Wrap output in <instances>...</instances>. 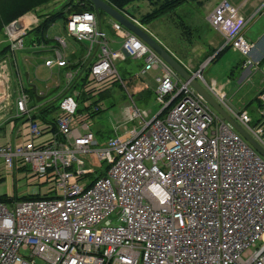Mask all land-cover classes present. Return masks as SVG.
Masks as SVG:
<instances>
[{
	"label": "built area",
	"instance_id": "obj_1",
	"mask_svg": "<svg viewBox=\"0 0 264 264\" xmlns=\"http://www.w3.org/2000/svg\"><path fill=\"white\" fill-rule=\"evenodd\" d=\"M26 14L35 21L24 27ZM26 14L20 27L15 20L4 27L10 52L0 59V123L8 120L6 135L15 132L0 141V171L15 172L26 180L24 192L40 198L0 202V264H264V157L153 48L111 18L120 43L113 48L89 11L68 12L64 25L92 60L86 80L72 91L79 68L66 71L54 120H41L17 64V53L27 49L24 35L41 20ZM236 14L222 0L207 20L223 35L220 49L229 46L244 65L257 67L250 59L253 43L242 34L245 23L227 30ZM55 40L33 42L28 50H51L43 64L66 66L65 37ZM127 58L142 60L140 78L160 71L153 91L161 108L149 117L132 101L124 122L99 143L89 114L104 109L100 92L123 84L118 64ZM202 68L195 78L264 148V122L251 125L248 111L231 107L215 82L203 79ZM257 98L264 116V85ZM136 117L140 129L128 128L125 123ZM91 153L108 163L93 182L87 178L96 173L86 162Z\"/></svg>",
	"mask_w": 264,
	"mask_h": 264
},
{
	"label": "rangeland",
	"instance_id": "obj_2",
	"mask_svg": "<svg viewBox=\"0 0 264 264\" xmlns=\"http://www.w3.org/2000/svg\"><path fill=\"white\" fill-rule=\"evenodd\" d=\"M66 1L67 0H52L49 3L37 6L39 8L35 7L37 8V10L32 11V9L30 11L35 13L37 16L45 12H55L59 10ZM141 1L142 0L133 2L135 4H140V10H138L137 7H134L133 4H129V14H131L134 19L140 22L146 28L147 32L150 35L152 34L166 50H168L173 56L178 58V60H180L184 65H186V63H184L186 59L182 57L183 55H188L186 56V58H191L192 60L196 61L197 57H195V54L192 53L190 49L193 48L192 43H196L197 41H199L198 45H200L201 47L208 40V34L211 31L210 24H208L207 22L208 12L205 15V11L208 8L201 6L199 3H196L198 1L189 0L172 12H169L149 23H145L142 21L143 16L149 13L153 9V7L157 6L158 3H160L162 0H148V2ZM204 1L205 0H201L199 2H202L201 4L203 5ZM87 8L89 10H93L90 6H88ZM194 8H196V11L193 10ZM192 13L193 15H196V18L193 19L191 17ZM99 15L102 28L108 32V35L115 36V31L109 25V21L111 20L110 16L103 11H100ZM65 18V13L64 16L57 18L48 27L46 36H48V39L51 43H54L56 41L55 37H65L66 43L68 45L65 51L66 57L70 59L72 55V57L75 59L85 60L86 50L84 49L82 42L76 41L66 34V31L64 29ZM195 20H197V22ZM2 41L3 39H0V44L2 43ZM24 45L27 44L24 42ZM26 47L29 48L30 45ZM28 48L25 49V51L17 53L19 60H23L26 59V57H29L32 66L38 60L40 62L36 68L34 67L28 70V76L34 81V85H37V88L39 87L38 90L40 91H45L47 87L53 86L55 82L59 83L58 88L50 90L49 95L43 96L42 99L46 100L56 97V95L64 88L65 72L69 70V67H61L59 70L56 67H53V69L50 70L48 67L44 66L43 58L38 54H30ZM206 50L207 52L202 57H200L201 63L198 64L199 68H201V64L205 60H207V62L204 63V66H202L203 68L201 74L203 76V79L205 78L206 81H208L210 76H213L217 80V83L223 82L224 90H226L228 94V98L226 97V99L228 100V104L233 108H237L243 105L245 102L251 101L247 106V111L252 118L251 125H253L254 121L257 119H261V121L264 122V116L261 115L260 109H258L257 100L255 99L257 96L255 89V86L257 84L255 83L259 82L260 76H255L253 79L247 81L251 71L253 70L252 69L248 73L242 72L237 79L239 71L237 67H240L239 64L241 63V61L237 64L234 63V65H236L232 68V70L235 69L237 72H232L230 71L231 67L227 69L226 66H222L225 61V56L219 57L214 62H211V59L215 54L213 53L212 55L207 56L208 54H210V51L207 47ZM226 53L227 55L234 54L236 56H239V54L236 52L235 54L233 50H228ZM48 55L52 54H47V56ZM91 62L92 60H90V63ZM139 62V59H131L128 63V66H131V68L133 67L134 76L127 80H124L123 84H121L120 82H116L112 84L109 89H106L108 91H104V99L102 100L103 106L106 107L110 106L111 104L114 105L110 108L99 111L93 116L89 114L90 128L99 143L103 141L101 140V134L106 135V137H104L105 140L108 137V134H114V126L117 123L124 122L125 107L131 104L132 101L140 111H148L149 117H153L154 115H156L161 108L159 103L155 100L153 92L148 97H142L140 94L141 90L145 88L153 91L155 87L154 77L156 74H160V71L158 69L149 70L143 78H140L137 75L140 66H136L137 68H135V65ZM198 80L203 83L200 78H198ZM78 81L79 79H76L73 82L74 84L71 85L72 91L81 89L82 85L79 86ZM79 109L83 110V112H86L81 102H79ZM1 122V126H4V123L7 124V121ZM125 125L128 128L136 127L137 130H139L141 127L139 124V117H136L133 121L126 122ZM122 131L123 125H120L117 132L120 134L122 133ZM98 146L99 145H92L91 148L95 149ZM89 155L91 156L92 161L86 160L87 165H91L92 167H94L96 173L87 175V178L93 180L96 175H102V173L106 170L108 163L106 160H99L92 153ZM79 157L84 158L85 155L79 154ZM28 168L29 165H27L26 170ZM0 175H2L1 172ZM25 182L26 180L16 181L15 178H13V194H20L15 197L20 198L26 195V192H24L25 189H27ZM0 183V194H8V189L10 188L9 180L5 177L3 180H1ZM29 192L31 191L29 190ZM8 205H10V203H8Z\"/></svg>",
	"mask_w": 264,
	"mask_h": 264
},
{
	"label": "crops",
	"instance_id": "obj_3",
	"mask_svg": "<svg viewBox=\"0 0 264 264\" xmlns=\"http://www.w3.org/2000/svg\"><path fill=\"white\" fill-rule=\"evenodd\" d=\"M145 1L148 2V0H142L141 2H145ZM220 1H222V0H205L203 5L201 4L202 2L201 3L200 2H196V3H199L201 6H204V7L208 8L205 11V15H206V13L207 12L209 13V11L215 5H217ZM228 1L233 6H235L237 8V14H236V19H235L234 23H229L228 24L227 30L228 31L232 30L238 23H241V22L245 23V25L243 27V30H242V34L248 41L253 43V49H252L251 54H250V59L252 61H254V62L257 61L258 65H257V67H255L254 65H244L245 58L240 56V55L239 56H236L234 54L233 55H227L226 52L228 50H231V49H228L221 56V57L225 56L224 57L225 61H224L222 66H226L227 69H229L230 67L233 68V67H235V65L237 63H239L241 61V63L239 64L240 67H239L237 79H238V77L240 76V74L242 72H247L248 73L249 71H251L253 69L251 71L250 76L247 79V81L253 79L255 76H258V77L260 76L259 82L255 83V84H257L255 86L256 87L255 88L256 89V94H258V92L262 89V87L264 85V10H263L264 8H262V9L260 8V7H262V4H263L264 0H228ZM131 4H133L134 7H137V9L140 10V4H135V3H131ZM130 5L127 6V11L128 12H129V9H130L129 8ZM37 8H39V7H37ZM193 10L196 11V8H194ZM42 14H44V13H42ZM42 14H41V16H42ZM191 17L194 19V18H196V15H193V13H192ZM195 21L197 22V20H195ZM207 22H208V20H207ZM208 24H209V22H208ZM210 27H211V31L208 34V40H207V42H205L204 45H202L200 47V45H198L199 41H197L196 43H192L193 44V46H192L193 48H191L190 50H191L192 53L195 54V57H197V60L194 61L191 58H186V56H188V55H183L182 56V57H184L186 59L184 61V63H186V66L188 67V69L190 71H194L195 72V71H197L199 69V65L198 64L201 63V58L200 57H202L207 52L206 47L209 49V51L212 50V49L218 50L224 44L225 40L223 39V35L221 34V32H219L216 28L212 27L211 25H210ZM110 37L113 40L112 43H111L112 47L113 48L119 47L120 43H119V39L117 38V36L116 35L115 36L111 35ZM47 44L53 45V44H55V42L51 43L50 40H48ZM83 47H84V45H83ZM21 51H25V49H23ZM65 51H66V49H65ZM233 52L235 53L236 51H233ZM30 54H34V55L38 54V55H40V57H45V56H47V54H52V52H51V50H45V51H36L34 53L30 52ZM48 56H50V55H48ZM70 61H74V63H76L78 61L84 62L86 60L75 59L71 55ZM205 62H207V60H205L201 64V66H204ZM39 63L40 62L38 60L32 66L29 57H26V59H23V60H19V58H18V60H17L18 69L22 73L24 81L27 84V93L30 95V98H31V103L30 104L32 106H36V113L37 114L35 116L39 117L41 120H44V121H53L54 117H55V114H54L55 113V109H53V107H51V104H52L51 100H55V97L50 98V99H46V100H43L42 97L49 95V91L50 90L58 88L59 87V83L55 82V84L53 86L47 87L45 91H41L43 93L42 96H38L37 92L40 91V90H38L39 87L37 88V85H34V81L31 80V78L28 76L27 72L31 68H34V67L36 68L39 65ZM139 63H141V60H140ZM234 63H236V64L234 65ZM71 65L72 64L66 65V66H63V67L64 68L69 67V69H74V68H71ZM136 65H135V68H137ZM53 67H56L58 70L61 68V67H57V66H53ZM53 67H51V68L48 67V68L51 70V69H53ZM127 68L130 71L133 70V67L131 68V66H127ZM231 68H230V71H231ZM23 69H24V71H23ZM153 70H157V69H153ZM13 71H14L13 67L10 66V72H11V74L14 75ZM232 72H237V71L234 69V70H232ZM205 81H206V79H205ZM211 81H214L216 86H217V88H218V90L220 92H222L223 94H225V96L228 98V94H227L226 90H224V85H223L224 83L223 82L217 83V80L213 76H210V78L206 82L210 83ZM31 94L34 95L35 99L32 98ZM255 99L257 100V103H258V109H261L262 106L260 107L259 104H262V103L257 98V96H256ZM250 102L251 101H247L243 105L237 107L236 109L247 110V106L250 104ZM44 106H47L46 109H45L46 111L43 112V113L41 112V114H40V108L42 109ZM6 121L8 122V120H6ZM18 122H19L18 119L15 120V124L16 125L18 124ZM259 122H261V119L255 120L253 125L258 124ZM251 123H252V121H251ZM1 124L2 123H0V141H4V139H6L7 137L9 139L13 138V134L15 132V129H13V133L11 131L10 134L6 135L5 134V130H6L8 125L6 123H4V126H1ZM0 172L2 173V175H0V182H1V180H3L6 177L9 180V183H10V188L8 189L9 190L8 194H0V195H5L7 198H12V197H15L17 195H20V194H16V195L13 194V178H15L16 181H19V180H17V175L15 174V177H14V174H12V173L10 175H8L6 173H3L2 171H0ZM29 189H31V187H29ZM10 196H12V197H10Z\"/></svg>",
	"mask_w": 264,
	"mask_h": 264
},
{
	"label": "trees",
	"instance_id": "obj_4",
	"mask_svg": "<svg viewBox=\"0 0 264 264\" xmlns=\"http://www.w3.org/2000/svg\"><path fill=\"white\" fill-rule=\"evenodd\" d=\"M51 1L52 0H0V39H3L2 43L0 44V59L5 57L6 54L10 52L9 50L10 43L6 39V35L4 34V27L11 21L23 15L24 13L32 9H35V7L37 6H41ZM105 1L119 10H123L129 4L136 2V1H140V0H105ZM186 1H189V0H162L160 3H158L157 6L154 5L155 7H153V9L149 13L143 16L142 21L145 23H149L169 12H172L173 10L177 9L179 6L185 4ZM191 1L199 2L201 0H191ZM87 3H88V6L94 9L92 3L89 0H67L61 6L59 10L48 13L46 16L42 18V20L37 26L27 31V33L23 37V43L25 42L27 44L25 46H29L33 42H37V43L47 42L49 40L46 38L47 29L57 18L64 16V13L66 15V13L70 11H82V10L90 11L87 8L88 7ZM68 5H70L71 9L65 10ZM228 49H230L229 46H225L224 48L220 50L212 49L209 52L210 54H208L207 56L212 55L214 53L215 55L211 59V62H214L217 58L221 57L222 54L225 53ZM130 60H131L130 58H127L125 61L120 62L118 64V71L123 81L131 78L134 75L133 74L134 70L130 71L127 68ZM141 65H142V61L141 63H138L136 66H141ZM77 67H79V72L84 69L82 74L77 75L78 76L77 80L79 78L78 85L81 86L85 82L87 74H88V70H89L87 60L84 62H81V61H78L76 63L72 62L71 68L76 69ZM237 69L239 68L237 67ZM231 71H232V68H231ZM152 92L153 91H151L150 89L145 88L141 90L140 94L142 97H148ZM103 93L104 91L99 93L97 97L98 101H102L104 99ZM31 96L33 99H35V97L32 94ZM173 103H174V100L170 101L168 107L164 109V112ZM54 105L55 104L52 102L51 107H53V109L56 108V106ZM113 105L114 104H111L110 106H106L105 109L110 108ZM259 106H262V104H259ZM46 107L47 106H44L42 109L40 108V114L41 112L43 113L46 111L45 110ZM99 111H102V110H99ZM98 112L92 113V116ZM107 136L110 137L112 136V134H108ZM104 137H106V135L101 134V140H104ZM97 176H100V175H96L95 178L91 181L92 182L95 181L97 179L96 178ZM36 198H40V196H22L20 198L19 197L7 198L5 195H0V202L11 203L17 200H28V199H36Z\"/></svg>",
	"mask_w": 264,
	"mask_h": 264
},
{
	"label": "water",
	"instance_id": "obj_5",
	"mask_svg": "<svg viewBox=\"0 0 264 264\" xmlns=\"http://www.w3.org/2000/svg\"><path fill=\"white\" fill-rule=\"evenodd\" d=\"M94 8V12L100 17V11L105 12L111 18H114L120 22L128 30L136 34L146 44H148L153 50H155L162 59L179 74V76L185 81H189V84L196 89L203 98L224 118L226 119L263 157L264 148L254 140L226 111L225 109L214 99V97L203 88V86L197 81L195 75L189 72L183 64L174 57L168 50H166L162 44H160L152 35H150L145 29L135 24L130 18L124 15L119 9L115 8L105 0H89ZM20 18V17H19ZM17 18L15 20V26L20 27L21 21Z\"/></svg>",
	"mask_w": 264,
	"mask_h": 264
},
{
	"label": "bare ground",
	"instance_id": "obj_6",
	"mask_svg": "<svg viewBox=\"0 0 264 264\" xmlns=\"http://www.w3.org/2000/svg\"><path fill=\"white\" fill-rule=\"evenodd\" d=\"M22 22L24 24V27H26L28 24L32 23L35 21V17L30 15V14H26L25 16L22 17ZM13 33V30H12Z\"/></svg>",
	"mask_w": 264,
	"mask_h": 264
}]
</instances>
